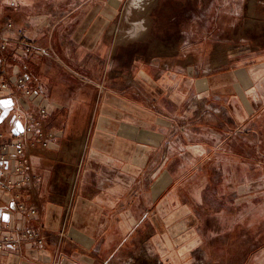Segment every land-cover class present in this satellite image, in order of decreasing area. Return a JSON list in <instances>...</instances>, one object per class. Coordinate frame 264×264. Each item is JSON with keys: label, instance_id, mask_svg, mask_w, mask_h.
<instances>
[{"label": "crops", "instance_id": "crops-1", "mask_svg": "<svg viewBox=\"0 0 264 264\" xmlns=\"http://www.w3.org/2000/svg\"><path fill=\"white\" fill-rule=\"evenodd\" d=\"M124 2L0 0V45L7 43L0 62L35 91L21 106L48 103L44 129L54 134L47 146L27 135L25 174L16 172L15 143L27 118L18 116L12 90L0 92V175L33 177L23 189L0 186V234L49 235L43 244L0 250V264H124L143 255L145 240L157 253L161 224L186 228L176 207L157 202L160 165L171 164L177 147L208 153V161L225 142L222 118L232 132L244 125L242 92L259 97L264 72L256 66L245 83L241 67L231 76L223 69L198 75L188 58L176 65L175 52L129 60L111 33ZM192 95L218 104L219 123L192 119ZM217 134L221 141L212 144Z\"/></svg>", "mask_w": 264, "mask_h": 264}, {"label": "rangeland", "instance_id": "rangeland-1", "mask_svg": "<svg viewBox=\"0 0 264 264\" xmlns=\"http://www.w3.org/2000/svg\"><path fill=\"white\" fill-rule=\"evenodd\" d=\"M111 33L129 60L175 52L176 65L188 58L198 75L223 69L231 76L241 67L245 83L253 67L264 72V0H125ZM259 90L256 100L242 92L237 131L222 118L225 142L208 161V153L177 147L171 164L160 165L157 202L176 207L186 228L161 224L157 253L145 240L143 255L124 264H264V75ZM186 103L193 120L219 123L214 101L192 95ZM218 141L217 134L211 143Z\"/></svg>", "mask_w": 264, "mask_h": 264}, {"label": "built area", "instance_id": "built-area-1", "mask_svg": "<svg viewBox=\"0 0 264 264\" xmlns=\"http://www.w3.org/2000/svg\"><path fill=\"white\" fill-rule=\"evenodd\" d=\"M7 25L11 27L13 25L12 21H8ZM22 32V30H20ZM2 48H7V43L2 42L0 45ZM4 73L5 76L0 79V92L2 90H12L14 94H16L17 98V108L20 111L18 114L19 117H26L27 124L26 127L19 133V137L17 142L15 143L17 163L14 167L15 171L18 173L25 174V137L27 135H32L35 140H39L43 143V145L47 146L51 139H53L54 134L52 132H48L44 129V121L49 113V105L48 103H44L42 101L31 103L33 104V110H30L29 107L25 109L21 102L26 104V106L30 103L29 97L33 94L35 95V91L33 87L28 83L27 77L24 74L17 75H8L6 71V64L0 62V74ZM5 155H1V159H5ZM6 175V172H2L1 174ZM0 175V186L3 188L10 187H18L23 189V187L31 180L32 176H26L20 180H14L11 177L4 178ZM17 196H20V193H17ZM19 207L21 209H25L24 204H20ZM36 209H31V212H35ZM6 227L10 229V226L7 224ZM0 228H2V224L0 222ZM46 241V236L42 234L39 230L28 228L22 229L18 231L9 230L3 234H0V250H4L7 247H19L22 244L33 242L36 244H43Z\"/></svg>", "mask_w": 264, "mask_h": 264}, {"label": "bare ground", "instance_id": "bare-ground-1", "mask_svg": "<svg viewBox=\"0 0 264 264\" xmlns=\"http://www.w3.org/2000/svg\"><path fill=\"white\" fill-rule=\"evenodd\" d=\"M138 1H140V0H134V2H138ZM131 4V3H130ZM137 24V23H136ZM140 25V24H139ZM138 26V25H137ZM167 44V43H166ZM170 45V44H169Z\"/></svg>", "mask_w": 264, "mask_h": 264}]
</instances>
